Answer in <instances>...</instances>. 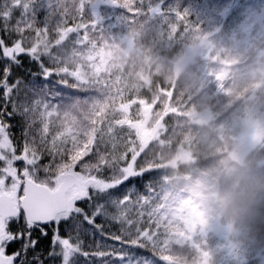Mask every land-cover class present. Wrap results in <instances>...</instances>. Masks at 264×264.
Instances as JSON below:
<instances>
[{"label": "snow or ice", "instance_id": "6c2138e0", "mask_svg": "<svg viewBox=\"0 0 264 264\" xmlns=\"http://www.w3.org/2000/svg\"><path fill=\"white\" fill-rule=\"evenodd\" d=\"M134 21L160 33L200 26L175 0H0V264H169L163 254L182 239L174 225L186 223L195 244L207 239L197 212L177 211L159 188L144 152L109 150L126 125L106 138L72 122L107 85L69 67L56 41L63 36L87 60ZM134 107L138 100L130 118ZM230 264L264 256L240 252Z\"/></svg>", "mask_w": 264, "mask_h": 264}, {"label": "trees", "instance_id": "16d2710c", "mask_svg": "<svg viewBox=\"0 0 264 264\" xmlns=\"http://www.w3.org/2000/svg\"><path fill=\"white\" fill-rule=\"evenodd\" d=\"M240 1L226 14L227 18L216 32L215 38L219 43L211 52H215L212 57L215 56L217 62L211 64L207 62L209 58L193 61L180 75L170 71L171 78L167 82L159 76L151 77L150 58L165 54L184 24H174L171 33H160L134 21L127 35L118 39L128 40L129 50L125 55L114 48L115 40L110 39L103 41L98 51L92 54L98 56L101 51L112 53V58L97 72L85 68L90 56L83 59L80 53H75L68 40L60 37L56 44L58 54L69 67L84 69L90 81L101 76L107 85L98 87L93 109L75 110L71 117L81 131L94 129L98 135L103 134L107 138L110 136L109 128L114 127L115 117L124 105L129 107L138 100L140 106L143 100L151 101L155 96L169 94V102L177 111L167 115L161 137L150 138L142 151L144 159L158 170L159 188L170 200L176 201L183 195L187 198L203 195L218 220L232 225L234 233L227 235L233 239L232 244L238 243L240 238L242 246H246L242 248L261 247L264 253V143L252 150L242 163L231 157L236 135L232 131L234 121H241L251 112L264 108V79L261 76L264 64L258 61L259 52L264 49V29L259 30L256 38L252 33L253 45L250 47L231 41H240L245 35L244 15L248 12L264 14V0ZM173 2L166 0L169 5ZM175 2L182 9L190 10V18L201 6L200 0ZM113 11L120 12L119 9ZM227 66L230 74L218 90L209 86L202 88L201 77L205 78L210 72L221 75L223 71L218 68ZM142 79H146L148 85H143ZM188 112L204 113L202 117L211 112L213 117L209 122L203 120L206 123H193L186 115ZM116 134L115 147L109 146V150L119 155L129 150L132 139L126 129H116ZM182 156H185L182 158L184 161L180 159ZM178 229L177 224L172 229L177 236L180 234ZM238 229L239 237L235 236ZM207 246L205 239H201L199 244L181 239L169 247L163 258L169 264H198L203 254L215 257L214 247Z\"/></svg>", "mask_w": 264, "mask_h": 264}, {"label": "rangeland", "instance_id": "374dc122", "mask_svg": "<svg viewBox=\"0 0 264 264\" xmlns=\"http://www.w3.org/2000/svg\"><path fill=\"white\" fill-rule=\"evenodd\" d=\"M201 6L200 10H197L194 16L191 17L193 23L199 24L197 28L183 27L181 28L177 35L173 38L170 43V46L167 48V52L163 55L157 56L155 58H150V64L152 66V76L162 77L165 82L171 78L170 71H173L174 64L180 60L183 56L192 55L194 61L200 59L209 60L207 62L215 64L217 62L216 57H212V49H216V44L219 43L217 38H215L216 32L219 30L220 24L227 18V13L232 11L241 1L240 0H200ZM245 1V0H244ZM264 14L256 15L253 12H248L244 15L242 22L246 23L244 26L245 35H243L240 41H231V43L242 42L246 46L250 47L253 45L252 33L257 37L259 30L264 29ZM248 26V27H247ZM62 39L63 36H61ZM128 40H115L114 48L122 52L123 55L126 54L125 51L129 50ZM242 51L249 50L237 48ZM99 53V52H98ZM217 55V54H215ZM256 59L258 58L259 62L264 64V49L259 52ZM95 55L90 56L89 60H92ZM99 63L92 68V72H97L99 69H102L112 58L111 52L101 51L98 55ZM212 57V58H210ZM255 59V60H256ZM87 63V62H86ZM199 67V66H198ZM198 67L196 69L198 70ZM81 70L82 68H76ZM89 69V68H88ZM91 69V68H90ZM218 70L222 72L221 75L215 74L212 75L210 72L205 78L201 77L202 88L206 89L208 86L210 88L219 89L220 84L227 80L228 75L230 74V68L219 67ZM264 79V72L261 74ZM146 79H142V84L146 86ZM148 85V84H147ZM214 85V87H212ZM255 91V90H254ZM169 94L166 96L162 95L159 97L155 96L151 101L143 100L144 103L140 104L139 108H133L131 113V118L129 117V107L124 105L120 111L124 113V117L121 119L119 115L115 117V125H126V128H116V129H126L128 136L130 135L132 139L129 142V149L136 148L138 151L142 152L146 148V143L150 138L161 137V129L163 123L169 113H175L173 105L169 102ZM160 102L162 107H154ZM204 113H195L188 112L186 113L190 121L195 123H206L203 120H209L213 117V114L210 112L207 117H202ZM133 130L135 137H138L139 143L135 142L133 138ZM232 131L234 134V144L231 153L233 159L238 160L239 163H242L244 159L248 157L252 150L260 148L264 143V108L258 109L251 112V115L248 117L234 121L232 126ZM185 156H182L180 159L184 161ZM174 163V162H173ZM174 163L173 165H175ZM176 201V200H175ZM180 208L191 206L198 214V219L201 221V231L206 232L208 243L207 247H214L213 251L215 257L209 258L208 254H203L201 262L198 264H228L233 255L240 252H256L257 256H264L261 247H251L250 249L242 248L243 241L239 238L238 243H234L233 239L227 238L221 234V230L227 229L229 234H233L234 230L227 223H221L218 220L215 212L212 207L208 204L203 195L197 196L194 198L186 197L185 195L182 198L177 199L176 201ZM180 234L179 237L182 239H190V237L185 236L184 229L187 227V224H177ZM238 230L235 231V236L240 235ZM181 240V239H180ZM248 247V243L246 244ZM228 258V259H227Z\"/></svg>", "mask_w": 264, "mask_h": 264}, {"label": "water", "instance_id": "95a60500", "mask_svg": "<svg viewBox=\"0 0 264 264\" xmlns=\"http://www.w3.org/2000/svg\"><path fill=\"white\" fill-rule=\"evenodd\" d=\"M192 60V57H183L174 65L175 73L180 74L181 72H183L191 64ZM223 233L226 234V232Z\"/></svg>", "mask_w": 264, "mask_h": 264}]
</instances>
